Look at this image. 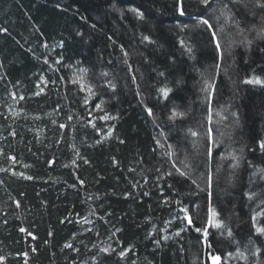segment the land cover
I'll return each instance as SVG.
<instances>
[{"label":"trees","instance_id":"trees-1","mask_svg":"<svg viewBox=\"0 0 264 264\" xmlns=\"http://www.w3.org/2000/svg\"><path fill=\"white\" fill-rule=\"evenodd\" d=\"M261 5L0 0V264H264Z\"/></svg>","mask_w":264,"mask_h":264},{"label":"snow or ice","instance_id":"snow-or-ice-1","mask_svg":"<svg viewBox=\"0 0 264 264\" xmlns=\"http://www.w3.org/2000/svg\"><path fill=\"white\" fill-rule=\"evenodd\" d=\"M202 3L204 4H208L209 3V0H202ZM257 3H259V0H257ZM262 7H264V5H261ZM221 12L222 14H224L226 17H227V12L224 10V9H221ZM139 14V13H138ZM204 25H207V27L209 29H211L212 25L209 23V21L207 19H203L201 21ZM212 36L215 37L216 36V32L213 31L212 32ZM145 40H148L149 38L148 37H144ZM181 43L183 44V41H181ZM216 48L219 50L220 49V42L219 40H217L216 42ZM188 51L191 52V48H188ZM246 83H250V84H254V85H262L264 86V80L260 79V78H252L250 80H246L245 81ZM206 83V88L204 89V91L208 92L209 94L212 92L213 88H214V85L209 83V82H205ZM170 91V89H167V88H161L160 89V92L163 93V95L166 97L168 95V92ZM97 107H99V105H97ZM210 110V109H209ZM151 109H148V112L149 114H151ZM179 115V116H183L184 114L183 113H176L175 111L173 112V115L171 117V119H175L176 116ZM211 115L208 116V121L209 123H211ZM193 136H196L197 133L195 132H192L191 133ZM206 137L211 140L212 139V130H211V127H209L205 133ZM157 143H159V141H157ZM216 146V143L215 141L212 142V144L208 147L207 149V155L210 157L211 154H212V149L213 147ZM262 146H264V143H262ZM171 147V146H170ZM14 159V158H13ZM185 167H188V165L186 164ZM179 171V170H177ZM262 173H264V169H261L260 170ZM171 174V173H170ZM188 173L186 172H180V175H187ZM22 175V174H20ZM30 178V177H29ZM208 180V183H209V186L211 184V175L208 176L207 178ZM185 212H187V210L185 209ZM218 215V213H216L213 209L209 208V217H208V225L211 226V227H215V228H220L222 226V222L214 219V217H216ZM187 222L188 224H192L193 221L191 219V217H187ZM197 232H203L204 236L207 237L208 236V228L205 227L203 229L201 228H196L195 229ZM257 232H260V233H264V227H261V228H257L256 229ZM31 235V234H29ZM229 236H231V232L229 231ZM70 247V245H68ZM103 251H108V249H103ZM121 255H124V253L122 252ZM4 258L3 257H0V260H3ZM212 260L214 262V264H219V261H220V257L219 256H213L212 257Z\"/></svg>","mask_w":264,"mask_h":264},{"label":"rangeland","instance_id":"rangeland-1","mask_svg":"<svg viewBox=\"0 0 264 264\" xmlns=\"http://www.w3.org/2000/svg\"><path fill=\"white\" fill-rule=\"evenodd\" d=\"M212 262H213V260H212Z\"/></svg>","mask_w":264,"mask_h":264},{"label":"water","instance_id":"water-1","mask_svg":"<svg viewBox=\"0 0 264 264\" xmlns=\"http://www.w3.org/2000/svg\"><path fill=\"white\" fill-rule=\"evenodd\" d=\"M212 264H214V263H212Z\"/></svg>","mask_w":264,"mask_h":264}]
</instances>
